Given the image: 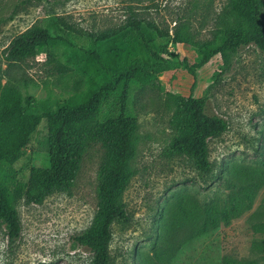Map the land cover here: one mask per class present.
Listing matches in <instances>:
<instances>
[{
	"label": "rangeland",
	"instance_id": "374dc122",
	"mask_svg": "<svg viewBox=\"0 0 264 264\" xmlns=\"http://www.w3.org/2000/svg\"><path fill=\"white\" fill-rule=\"evenodd\" d=\"M227 1L0 0V83L17 88L30 100L29 111L41 113L90 82L108 80L102 65L152 62L131 18L141 21L159 53L192 65L213 40ZM260 11L264 18V5ZM33 26L66 41L6 61L12 38ZM175 31L189 41H169ZM195 71L193 77L179 66L161 72L157 85L129 83L126 112L138 127L132 176L121 194L128 219L111 226L110 264H162L159 255L167 264H264V50L242 45ZM189 94L228 122L226 131L208 140L207 175L170 146L179 134L169 122L176 101ZM103 154L101 144L91 142L69 189L27 202L21 187L30 169L49 165L47 123L41 120L6 180L21 230L10 240L0 223V264L90 263L91 252L75 236L95 226Z\"/></svg>",
	"mask_w": 264,
	"mask_h": 264
},
{
	"label": "trees",
	"instance_id": "16d2710c",
	"mask_svg": "<svg viewBox=\"0 0 264 264\" xmlns=\"http://www.w3.org/2000/svg\"><path fill=\"white\" fill-rule=\"evenodd\" d=\"M263 5L261 0H228L213 40L201 47L202 57L192 65L185 59L173 62L159 53L152 47L141 21L131 18L129 26L153 61L134 58L113 68L102 65L109 75L108 80L90 82L87 88L58 100L56 106H49L41 113L29 111L30 100L17 88L0 83V223L7 229L9 239L19 235L21 226L6 180L31 134L45 118L49 165L30 169L27 181L21 187L25 200L40 203L54 192L69 189L86 147L91 142H99L104 154L98 171L95 226L77 234L75 240L91 252L89 264H110L111 226L115 221L128 219L121 194L132 176L131 159L138 127L136 118L126 112L129 83L157 85L161 72L179 66L195 77V70L213 55L219 53L226 59L228 53L250 43L264 50V18L260 11ZM59 26L74 32L70 25L59 23ZM167 37L172 43L189 41V37L180 31ZM56 39L66 41L61 36H52L42 26H33L12 38L5 48V60L10 62L35 56L39 47ZM90 54L100 62L96 52ZM169 122L179 133L170 143L172 151L192 160L202 174H209L208 140L228 129L227 120L208 114L205 100L189 94L177 99ZM160 256L158 259L162 264H167Z\"/></svg>",
	"mask_w": 264,
	"mask_h": 264
}]
</instances>
